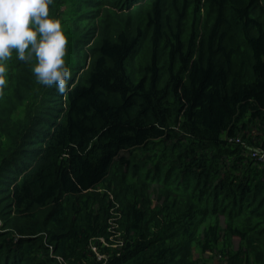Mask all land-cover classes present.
Returning a JSON list of instances; mask_svg holds the SVG:
<instances>
[{
	"label": "trees",
	"instance_id": "1",
	"mask_svg": "<svg viewBox=\"0 0 264 264\" xmlns=\"http://www.w3.org/2000/svg\"><path fill=\"white\" fill-rule=\"evenodd\" d=\"M48 8L72 77L6 61L0 264H264V0Z\"/></svg>",
	"mask_w": 264,
	"mask_h": 264
},
{
	"label": "clouds",
	"instance_id": "2",
	"mask_svg": "<svg viewBox=\"0 0 264 264\" xmlns=\"http://www.w3.org/2000/svg\"><path fill=\"white\" fill-rule=\"evenodd\" d=\"M50 0H0V92L7 83L6 61L16 50L21 61L35 57L32 71L45 86L63 92L72 77L66 63L68 38L61 20L49 15Z\"/></svg>",
	"mask_w": 264,
	"mask_h": 264
},
{
	"label": "built area",
	"instance_id": "3",
	"mask_svg": "<svg viewBox=\"0 0 264 264\" xmlns=\"http://www.w3.org/2000/svg\"><path fill=\"white\" fill-rule=\"evenodd\" d=\"M236 142L243 143L241 139H237ZM251 151H252L251 155L253 158L257 159L258 161L264 162V150L252 149Z\"/></svg>",
	"mask_w": 264,
	"mask_h": 264
},
{
	"label": "rangeland",
	"instance_id": "4",
	"mask_svg": "<svg viewBox=\"0 0 264 264\" xmlns=\"http://www.w3.org/2000/svg\"><path fill=\"white\" fill-rule=\"evenodd\" d=\"M22 113H20V115H21ZM236 246H238V240H236ZM196 256L198 257L199 255L198 254H196ZM217 256V255H216ZM205 258H209L210 257V254L209 253H207L205 256H204ZM219 256L218 257H215L212 261H210L208 264H222V263H220V262H218L219 261ZM224 264H226V263H224Z\"/></svg>",
	"mask_w": 264,
	"mask_h": 264
}]
</instances>
